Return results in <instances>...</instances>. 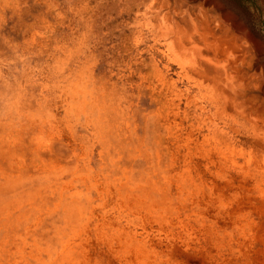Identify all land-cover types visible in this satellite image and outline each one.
<instances>
[{
  "label": "rangeland",
  "instance_id": "374dc122",
  "mask_svg": "<svg viewBox=\"0 0 264 264\" xmlns=\"http://www.w3.org/2000/svg\"><path fill=\"white\" fill-rule=\"evenodd\" d=\"M0 264H264V0H0Z\"/></svg>",
  "mask_w": 264,
  "mask_h": 264
}]
</instances>
